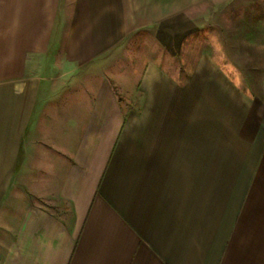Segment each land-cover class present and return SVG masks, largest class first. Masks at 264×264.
Listing matches in <instances>:
<instances>
[{"label": "crops", "instance_id": "1", "mask_svg": "<svg viewBox=\"0 0 264 264\" xmlns=\"http://www.w3.org/2000/svg\"><path fill=\"white\" fill-rule=\"evenodd\" d=\"M204 1L0 0V264H264V0L244 77Z\"/></svg>", "mask_w": 264, "mask_h": 264}, {"label": "rangeland", "instance_id": "2", "mask_svg": "<svg viewBox=\"0 0 264 264\" xmlns=\"http://www.w3.org/2000/svg\"><path fill=\"white\" fill-rule=\"evenodd\" d=\"M249 2V0H240L228 2L222 1L214 6L211 0H205L195 9L194 20L195 25L191 27L189 34L186 36L184 44L181 48L188 49L192 56L198 51L207 53L223 54L219 60L237 65L241 69V74L246 75L255 71L254 66L258 58V41H247L248 49L245 48L243 38L246 33L255 34L257 26L253 24V20L257 18L258 10L239 8ZM147 30L135 31L131 39L124 42V48L128 52L129 58L133 60L136 55H146L158 59L165 64H180L181 57H167V51L163 50L158 44H154L150 39H146L149 35ZM252 36V35H251ZM247 53V55H245Z\"/></svg>", "mask_w": 264, "mask_h": 264}]
</instances>
